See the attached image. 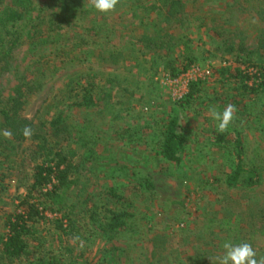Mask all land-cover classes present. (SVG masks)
I'll use <instances>...</instances> for the list:
<instances>
[{
  "label": "rangeland",
  "instance_id": "1",
  "mask_svg": "<svg viewBox=\"0 0 264 264\" xmlns=\"http://www.w3.org/2000/svg\"><path fill=\"white\" fill-rule=\"evenodd\" d=\"M25 1L29 13L24 28L12 29L24 32L13 53L14 73L0 79V90L4 94L16 84L26 89L27 83L34 85L20 117L36 127L30 139L12 135L15 150L0 147V233L6 232L7 215L18 209V199L32 181L34 152L49 143L77 151L78 170L66 190L67 207L77 214L98 204L133 215L130 229L116 237L100 230L92 233L95 229L88 227L90 241L83 247L67 240L87 262L100 255L108 264H211L209 257L223 254L218 243L227 237L218 224L230 217L239 219L232 243H251L257 257L264 256V183L252 189L230 187L229 161L206 148L211 145L208 129L217 123L209 107L223 111L215 97L235 87L219 70L246 69L242 59L246 61L249 50L255 52V61L264 62V0H187L177 21L161 23L167 36L155 49H147L139 37L160 23L152 9L158 0L120 4L107 15L88 0L69 10L52 0ZM29 35H35V44ZM188 57L194 62L185 71L210 74L203 78L207 83L201 98L181 109L173 92L182 90L184 81L171 82L170 65L183 69ZM101 85L112 95L100 106L67 108L85 89L94 95ZM259 94L243 98L249 106L237 109L232 124L242 134L246 166L264 177V97ZM61 110L63 121L57 126L62 129L57 131L52 123ZM171 114L179 116L189 137L181 165L158 154L156 135ZM128 184L147 190L122 188ZM215 217L213 224L210 219Z\"/></svg>",
  "mask_w": 264,
  "mask_h": 264
},
{
  "label": "trees",
  "instance_id": "2",
  "mask_svg": "<svg viewBox=\"0 0 264 264\" xmlns=\"http://www.w3.org/2000/svg\"><path fill=\"white\" fill-rule=\"evenodd\" d=\"M24 1L0 0V79L14 73L13 53L16 47L22 43L24 30L21 34L18 32L21 30L16 29L12 32V29L16 26L23 27L22 22L26 20L29 8L24 4ZM52 1L60 3L65 10L77 7L81 2V0ZM238 1L236 0V3H239ZM127 3L139 6L141 4L140 0H121L120 4L126 5ZM186 4L187 0H158L152 5V9L159 13L161 21L152 33H142L139 41L143 42L147 49L163 46L162 38L167 35L162 33L161 23L167 25L173 20L177 21L178 16L184 13ZM134 12L136 11L134 10ZM29 36L33 37L31 43L35 44V35ZM185 50L186 52L190 50L188 43H185ZM241 50L246 52L248 49L242 45ZM253 54L255 52L249 50L246 61L242 59V62L247 64L246 69H242L240 66H230L219 70L222 75L228 77L229 83L230 80H233L235 86L231 88L232 93L225 92L215 97V102L220 108L232 103L238 110H243L249 106L244 101V97H251L259 93L264 97V62L255 61ZM193 62L194 58L188 57L183 69L170 65L169 77L176 78L185 72ZM249 67L253 70L249 71ZM205 82L207 83L201 79L190 83L188 93L183 98L175 100L181 109L191 106L198 98H201L200 93ZM107 83H112V81L107 80ZM26 87L27 89L22 84H16L14 88H7L8 91H5L4 94L0 90V134L1 130L7 129L12 132L14 138L25 139L22 129L25 126H30L32 129L36 127L33 121L20 117V110L26 102V93L32 92L34 85L27 83ZM111 95L112 93L109 87L106 88V85L99 86L94 95L91 93V89L87 88L83 96L74 100L67 108L98 107L102 101L110 99ZM70 98L72 97L70 96ZM261 109L264 113V99ZM63 115L64 111L61 110L52 123L56 126L57 131L62 129L57 124L62 123ZM205 121L208 122L211 119L206 118ZM163 122V126L156 135L159 146L158 154L175 165H181L189 142L186 128L182 125L178 115L171 114L164 118ZM216 125L217 123L208 129L211 145L206 148L220 153L229 161L232 172L227 175L226 183L230 187L244 189L262 186L264 177L257 168H249L245 164V144L239 129L231 124L227 132L220 134L216 130ZM41 126H45V123H42ZM135 134L132 133L131 137ZM34 137L40 138L37 134ZM0 147L3 150H15L14 140L4 138L0 141ZM34 153L35 165L32 181L26 194L19 197L18 209L7 215L6 232L0 233V264H108L106 258L100 257V255L97 256V259L95 257L87 262L76 247L68 244L67 240H74L73 237L78 236L77 242L90 241V237L86 235L88 227L95 229L92 233L100 230L110 238L116 237L130 229L132 213L128 209L94 204L89 209L76 214L75 208L66 206V190L75 182L73 177L77 173L78 166L74 159L77 156V151L74 148L56 149L53 145L44 143V145H38ZM37 154L40 155L37 156ZM141 186L128 184L122 188L131 191L146 189ZM48 214H52L54 217H50ZM215 219L216 217L211 218V223L214 224ZM87 220L88 222H85ZM238 223L239 219L233 220L232 217L220 221L218 228L226 233L227 237L220 244L218 243L219 247L223 248L224 242H232L233 238L238 236L234 235V232L238 230ZM210 227L214 226L208 225V228ZM234 242L237 243L238 240H234ZM208 244L209 242H205V245ZM199 251L200 248H196V252ZM204 262L196 260L193 264H204Z\"/></svg>",
  "mask_w": 264,
  "mask_h": 264
},
{
  "label": "clouds",
  "instance_id": "3",
  "mask_svg": "<svg viewBox=\"0 0 264 264\" xmlns=\"http://www.w3.org/2000/svg\"><path fill=\"white\" fill-rule=\"evenodd\" d=\"M88 3L96 11L107 15L117 11V6L121 3V0H88ZM253 23H255V20H253ZM208 111L210 117L217 122V132L223 134L229 130L230 125L236 119L237 108L234 104L228 103L223 111H219L212 106L209 107ZM2 134L6 139L12 138L10 130L5 129ZM22 134L25 138L30 139L34 133L30 126H25L22 129ZM73 239L79 240V237H73ZM81 247H83V241H81ZM222 247L224 249L222 255L209 257L211 264H264V256L258 258L257 252L251 243L233 244L226 241Z\"/></svg>",
  "mask_w": 264,
  "mask_h": 264
},
{
  "label": "built area",
  "instance_id": "4",
  "mask_svg": "<svg viewBox=\"0 0 264 264\" xmlns=\"http://www.w3.org/2000/svg\"><path fill=\"white\" fill-rule=\"evenodd\" d=\"M210 74V71H204L201 75H192L190 71H185L176 78L171 79V82L176 83V85L180 84L181 81H184L183 83V89L182 90H177L179 92H173V99L174 100H179L183 98L189 91V85L192 81H198L201 79H205L206 76Z\"/></svg>",
  "mask_w": 264,
  "mask_h": 264
}]
</instances>
